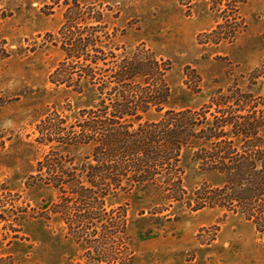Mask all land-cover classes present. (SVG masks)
<instances>
[{
  "label": "rangeland",
  "instance_id": "rangeland-1",
  "mask_svg": "<svg viewBox=\"0 0 264 264\" xmlns=\"http://www.w3.org/2000/svg\"><path fill=\"white\" fill-rule=\"evenodd\" d=\"M75 4L101 13L107 48L133 53L144 46L170 63L166 109H199L234 83L245 90L249 73L264 61V0H0V186L10 190L3 197L26 211L19 227L0 223V256L18 264H264V242L241 216L207 207L192 212L143 187L111 194L108 206L126 210V230L85 248L52 213L56 191L28 185L32 169L57 145L38 144L37 127L55 114L72 125L96 100L89 88L78 93L49 83L63 59L58 32ZM223 11L239 31L216 40L209 34L223 23ZM202 146L192 143L181 153L189 197L218 182L194 158ZM56 151L75 165L87 155L75 147Z\"/></svg>",
  "mask_w": 264,
  "mask_h": 264
},
{
  "label": "trees",
  "instance_id": "trees-1",
  "mask_svg": "<svg viewBox=\"0 0 264 264\" xmlns=\"http://www.w3.org/2000/svg\"><path fill=\"white\" fill-rule=\"evenodd\" d=\"M93 11L79 4L67 9L58 32L63 59L49 83L78 93L89 88L95 93L94 106L82 110L72 125L57 114L41 122L38 144L57 145L32 169L35 175L28 185L56 191L52 213L67 226L68 236L89 249L100 237L112 241L124 233L126 210L108 206L107 199L138 187L153 188L163 200L182 203L192 212L207 207L239 215L264 242V61L249 73L245 90L234 83L214 92L199 109H166L170 63L144 46L133 53L107 48L102 15L96 17ZM229 14L223 11V23L209 36L218 40L236 35L239 29ZM151 112L159 116L148 119ZM192 143L203 145L194 158L218 182H207L189 197L180 162L182 151ZM59 146L85 149L87 155L75 165L72 158L57 153ZM9 192L0 186L4 229L12 222L19 227L26 213L2 196ZM0 264L18 263L0 256Z\"/></svg>",
  "mask_w": 264,
  "mask_h": 264
}]
</instances>
